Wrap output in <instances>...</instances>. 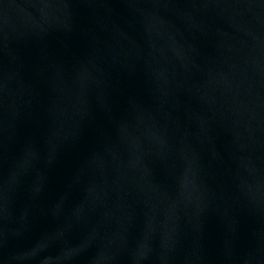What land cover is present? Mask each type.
<instances>
[{
	"label": "water",
	"instance_id": "obj_1",
	"mask_svg": "<svg viewBox=\"0 0 264 264\" xmlns=\"http://www.w3.org/2000/svg\"><path fill=\"white\" fill-rule=\"evenodd\" d=\"M0 264H264V0H0Z\"/></svg>",
	"mask_w": 264,
	"mask_h": 264
}]
</instances>
